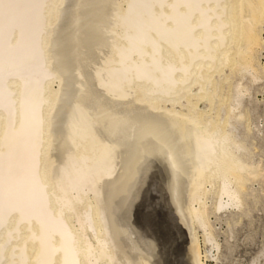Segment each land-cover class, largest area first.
<instances>
[{
  "label": "bare ground",
  "instance_id": "obj_1",
  "mask_svg": "<svg viewBox=\"0 0 264 264\" xmlns=\"http://www.w3.org/2000/svg\"><path fill=\"white\" fill-rule=\"evenodd\" d=\"M116 1L113 12H106L111 15L110 26L106 23L109 29L105 32L109 38V52L103 54L108 53V56L103 59L106 62L101 70H97L99 76L92 81L95 83L91 88L109 112L123 116L141 112L142 116L170 123L174 128L182 126L199 137V143L190 138L184 142L188 157L193 154V161L200 163L194 188L184 189V180L179 177L184 165H189L190 161L183 160L182 151L179 155L175 148H166L152 156L156 159L154 163L145 158L140 162L129 159L128 163L137 164L131 176L139 177L144 183H140L142 188L135 189L138 192L134 197L140 200L146 196L149 181L155 175L166 195L169 210L173 216L174 213L179 215L182 224L177 226L182 228L184 224L189 228V238L181 243L192 245L193 239L196 242L191 230L194 234L197 225L202 228L204 242L217 248L205 199L214 194L213 211L225 207L241 210L253 194L247 191L246 181L264 176V167L251 158L247 134L239 129L247 114L243 96L250 98V87L242 79L248 77L254 82L263 78L257 50L264 46L260 41V33L264 32V0H258L259 8L255 12L258 21L249 34L244 5L249 0ZM64 2L0 0V264H154L144 255H137L135 259L127 256L132 251L128 247V237L123 235L122 243V235L116 231L103 206L108 199L107 192L126 179L124 164L127 160L120 165V148L139 150L138 139H120L112 151L103 152L101 140L96 144L89 135L73 137L61 182L56 184L54 157L59 143L55 133L58 114L67 105L70 85L54 50L59 39V18ZM94 19L95 15L86 19L87 23L93 24L91 37L97 35ZM247 41L253 47L252 53L246 51L241 59L238 55L248 47ZM225 67L229 68L228 74L224 73ZM214 72L218 77L213 75ZM233 75L236 79L231 83L228 79ZM53 83H56L55 87ZM224 83L229 88L225 95L222 94ZM216 98L220 106L214 115L197 107L203 100L210 107ZM176 105L185 110L176 109ZM115 125L112 131L123 127V123ZM193 146L197 147L196 151L195 147L190 150ZM100 181L106 182L103 187L106 192L102 191L101 198H91L89 191L101 192ZM129 192L127 197L132 196ZM140 241L148 246L154 243L153 238L149 240L145 234ZM176 245L169 256L172 250L180 256L181 246ZM150 248L155 254L153 247ZM159 255L165 258L163 264H172L170 260L173 259L167 260L162 252ZM185 255L182 261L190 264L194 256L188 258ZM158 258L155 260L159 261Z\"/></svg>",
  "mask_w": 264,
  "mask_h": 264
},
{
  "label": "rangeland",
  "instance_id": "obj_2",
  "mask_svg": "<svg viewBox=\"0 0 264 264\" xmlns=\"http://www.w3.org/2000/svg\"><path fill=\"white\" fill-rule=\"evenodd\" d=\"M109 1L110 0H104V1L103 0H99V1L98 0H84V1L83 0H81V1L80 0H65L64 4L61 7V17L59 18V39L57 40V43L55 46L56 48L54 47V50L56 53V58H57V61L59 63V66H60L61 70L64 71L63 73L66 77V80L71 86L69 85V90H70V91L68 90L69 94L67 91V105H68V107H67V105L64 106V108H62L61 112H59V114H58L59 119L57 121V124H58L57 128L58 129L56 128V133H55V134H57L56 138L58 137L57 141L59 143L58 144L59 150L57 151V153H55V157H54V159L56 158L55 159L56 164H54V170L56 171L55 172L56 173L55 174V181L58 182V183L56 182V184H60V182H61L60 179L62 177L63 170H64V168H66V166H65L66 165V159L65 158H66V153H69V151H70V143L72 142V138L75 136H79V135H81V136L89 135L92 139H95L96 144H98V142H100V140H101L102 143H100V146L104 149L103 152L112 151L114 149V147L118 146L119 141L125 140L129 137H130L129 139H138L140 141L138 145L141 146V149L136 150V149H133V147L132 148H130V147L129 148L128 147L127 148L126 147L120 148V152H121L120 153L121 155L119 154L120 155V158H119L120 165H122L125 160H127V162H126V164H127L129 159H131V158H133V160L136 159V162H140L142 158H145L148 161H150L151 163L152 162L154 163V162H156V159H154L152 156H154L156 153H158L159 150H160V153L164 152V150L166 151V148L167 149L168 148L169 149L175 148V150L178 151L179 155L181 154V151H182V155L184 156L183 160L186 159L188 162L190 161V163H189V165H187V164L184 165V167H186V168L184 169V167H183V170H181L182 174L179 177L181 178V181L184 180L183 181L185 183L184 189H188V188L192 189L196 185L195 175H196V170L200 166V163L198 160H196L195 162L193 161L194 160V157H192V156H194L193 154H191V156L188 157L186 150H185V143L184 142L187 141L189 138L194 139L198 142L199 137L196 136V134L194 132H191L190 130L185 129L182 126H181L182 128L180 127L181 129L180 128H178V129L174 128L172 126V124H170V123L166 124L160 120L155 121V120H153V118H147V116H142L141 112H132L129 115H126L123 113L124 116L122 115V113H119V115H118V113L109 112V111H107V109L105 108L103 103H101L102 100H100L98 98L96 92H94L95 90H93L91 88V87H93V85L95 83L92 81L97 80V77L99 76V72H97V70L102 68V65L104 66L103 63L106 62L105 57L108 56V53L106 55H104V54L106 52H109V44H108L109 41H107V40H109V38H108V34L105 32H107V30L109 29L108 27L110 26V23H111V20H110L111 15H108L106 12L111 14L113 12V8H114L112 6H114L115 3L117 2L116 0H111L110 2ZM100 2H102V3H100ZM103 3H105V4H103ZM257 4H258V0H255V1L249 0L248 2L244 3V5L246 7V12H247V18H248L247 23H246V27H248L247 28L248 34L252 31V29H253L252 26L253 25L255 26L256 21H258L256 19L257 15L255 13L257 11L256 9L259 8ZM248 5H250V7ZM111 10H112V12H111ZM91 15L96 16V19H94V21L96 24L95 29H96L97 35L94 37L90 36V32L92 30H94L93 24H91V23L89 24L86 22V19L88 17H90ZM250 19L252 20V22ZM75 23H76V25H75ZM262 27L264 29V24ZM83 28H85V29L83 30ZM101 28H103L105 31ZM101 31H104V32H101ZM71 34H73V35H71ZM88 34H89V37H88ZM103 34H104V37L102 36ZM72 40H75V41H72ZM260 41L264 45V32L260 33ZM95 42H97V43H95ZM70 43H72V44H70ZM246 43H247L246 45L248 47L245 46L247 48L244 47L245 49H242V51L239 52L240 54L238 55L239 57L241 56V59L244 58L243 56H244V53H246V51H247V53L248 52L252 53L251 49H253V47H251L249 45V43H250L249 41H247ZM99 44H101L100 46H102V47L104 46V47L103 48L100 47ZM102 44H104V45H102ZM105 46H108V47H105ZM101 49L103 52L100 51ZM104 49H106V50H104ZM64 50H66V51H64ZM257 52H258L257 53L258 54L257 61L259 64V68L261 67L260 70H261V73L263 75V78L260 80H256L254 82H250V79L248 77L242 79V82L244 84H247L250 87L249 88L250 98H249V96L247 97L246 95L243 96V104H245V107H246V108L244 107V109H246L245 112L247 114L245 115V118L242 120L243 122L239 126V129L241 130V131L240 130L239 131L241 133H244V134L246 133L247 135L246 134L245 135L248 137V139L251 137L249 140L245 138L247 143L250 145L249 146L247 144L248 147L250 148V150L252 149L254 151L253 152L251 150V158H252L253 162H258L259 165L264 167V46H262V48H258ZM57 53H59V54H57ZM94 53H95V55H94ZM70 55H72V56H70ZM94 59H95V61H94ZM103 59H105L104 62H103ZM71 60H72V62H69ZM84 61H86V62H84ZM61 64L63 67H61ZM99 64H101V65H99ZM93 66H94V68H93ZM73 67H75V69ZM227 69H228V71H227ZM229 72H230L229 68L225 67L224 73L228 74ZM93 75H95V78L93 77ZM213 75L214 76L217 75V77H218V73H216V72H214ZM70 76L73 78H71ZM86 76H88V78H86ZM92 78H94V79H92ZM234 79H236L235 75H233V77H230L228 79V81L232 83V81H234ZM52 86L55 87L56 83H53ZM76 87H78V88H76ZM224 88L222 91L223 95L229 93V88L226 86V83H224ZM87 90H88V92H87ZM249 100L251 101L250 103L248 102ZM96 101H98V102H96ZM197 105H198L197 107L199 109L205 110L209 114H212V115H214L215 112H217L219 110V106H220L219 99H217V98L214 100L212 106H210V107H208V102L206 100L199 101L197 103ZM176 109L185 110V108H181L180 106H177V105H176ZM136 113H138V114H136ZM60 114L62 115V117ZM133 116H135V117H133ZM63 120H64V122H63ZM111 120H114V121H111ZM151 121H152V123H151ZM121 122L123 123V127L120 128L119 130H114L115 132L112 131L111 128H113V126L115 124L116 125L122 124ZM147 122H149V123L147 124ZM159 122H161V123H159ZM142 123H143V126H142ZM160 124L162 125L161 128L159 127ZM165 124H166V126H165ZM108 125L111 127L109 128ZM135 126L137 128H135ZM171 128H173V129H171ZM91 130L93 131L94 135L91 134L92 133ZM172 130L174 132H172ZM121 132H122V134H121ZM186 132H187V135H185ZM133 133H135L139 137L136 136L135 134L133 135ZM163 135L165 138L163 137ZM177 135L179 138L177 137ZM194 135H195V137H194ZM148 139H149V141H148ZM160 139H161V141H160ZM178 141L179 142L181 141V142L178 143ZM147 143H149V144H147ZM135 147H137V146H135ZM194 147H195V151H196L197 150L196 146H193L192 149H190V150H193ZM145 149H147V150H145ZM138 151H140V152H138ZM143 152L145 154H143ZM136 153L138 154L139 159H138V157L137 158L135 157V156H137ZM150 157H151V159H150ZM191 159H192V161H191ZM260 161H262V163ZM126 164H124V166H125V178L126 179L122 182L123 184H120L117 187L113 186L111 188V190H109L107 192L106 198H108V199H106L103 206H104L105 210L107 211L110 219L112 220L113 226L115 227L116 231L118 233L120 232L119 235L120 234L122 235V237H121L122 243L125 239L124 236L128 237L127 238L128 247L132 250L131 251L132 253L131 252L127 253V256L129 255L128 256L129 258L135 259L134 257L137 258V255L138 256L144 255V256L150 258L151 260H153L154 264H163V261L165 260V258L159 257L160 256L159 254H161V252H162L164 255L167 256L166 257L167 260L173 259V260H170V263H171V261H173L172 264H175V263L176 264H185L184 261H182L184 258V254H186L185 256L186 257L188 256V258H191L192 256H194L193 258H191L192 260H190L191 261L190 264H196V263L197 264H264V176H261V175L255 176V177L250 178L248 181H246L245 185H247L246 186V188H248L247 191L248 192L250 191V194H252V193L253 194H252V196H249V198L247 199V203L245 205L246 207L244 206L242 208L243 210L225 207V208H219V209L213 211V208H212L213 204L212 203H213L214 199L212 197L214 196V194L212 193L211 195H209V197L207 199H205V201H206L205 204H206V207L208 208L207 210H208V212L210 211L207 215V218H208L209 222L211 221L210 225L212 224L211 227L213 230V234L215 236L214 237L215 241L218 244V247L216 248V246H212V244L207 242V241L204 242V239H203L204 233L202 231V228L197 226V225L194 228L196 234L195 233L192 234L194 231L191 228L192 229L191 235L193 236V238H196V242H195V239H193V244H192L193 246H192L190 242L189 243H187V242L181 243L182 241L184 242V240L187 241V239L189 238L188 237V236H190V234H188L189 228L187 226H185L184 224L181 226L182 228L177 226V224H182V222L180 221V219L178 220V217H179L178 214L174 213L175 216H173L171 213V210H169V206L165 200L166 195L161 190V186L159 185L160 182H158L157 177L154 175L155 177L153 176L151 178V180L149 181V184L147 186L148 191L146 192L147 193L146 196L140 200L135 199L137 197V192H138V190H135V189L142 188L141 184L143 182H141V179L139 181V179H138L139 177L136 176L133 178V176H131V172L136 171L135 165H137V164L131 163L132 164L131 165L130 163H128L127 164L128 166H126ZM159 164H157V165H159ZM157 165H155V166H157ZM160 166H162V164ZM134 167H135V169H134ZM60 169H61V171H60ZM113 177H114V175H113ZM129 179H130V181H129ZM110 180H114V179L111 178ZM126 180H128L130 183ZM137 181H139V182H137ZM98 185H99L98 188L101 189V192L99 190L89 191V196H91V198L95 199L96 196L100 197L102 195V191L104 193L106 192L103 190V187L106 185V182L100 181ZM143 185H144V183H143ZM120 186H124V187H120ZM125 187H126V189H125ZM207 187L210 188L209 185H207ZM132 189L134 190L133 194H132ZM215 189H216V187H215ZM124 190H126V191L128 190V192L130 190L129 196L130 195H132V196L127 197L128 192H126V191L124 192ZM212 190H214V188H212ZM187 195H188V193H187ZM134 196H136V197H134ZM255 196H258V197H255ZM252 200H254V201H252ZM127 201H130V202H127ZM107 205H108V207H107ZM127 214H131V215H127ZM174 217H176L177 219L175 220ZM123 232H124V234H123ZM143 234H145V236H147V238H149V240L151 237L153 238L154 243L151 242L150 246L153 247V250H154L157 257L155 256V254H152V251H150L151 248H150V246H148L149 244L148 245L145 243H144L145 245L141 244L140 239L142 238ZM184 236L185 237L187 236L186 239L182 238ZM178 244H179V247L181 246L180 249H182V250H180V252L183 254L181 255V253H180V256H179V255H177V252L175 250H172L171 251L172 255L169 256L168 254H169L170 250L175 245L178 246ZM196 244L198 247H196ZM191 247H193V249H191ZM156 248L159 249L158 255H157L158 249H156ZM148 250H149V252H148ZM144 252H146V253H144ZM157 258L159 259V261L155 260Z\"/></svg>",
  "mask_w": 264,
  "mask_h": 264
}]
</instances>
